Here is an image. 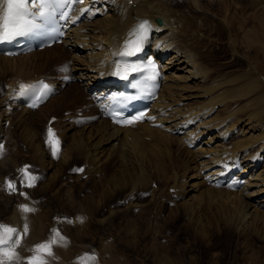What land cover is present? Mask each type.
Segmentation results:
<instances>
[{
    "label": "bare ground",
    "instance_id": "1",
    "mask_svg": "<svg viewBox=\"0 0 264 264\" xmlns=\"http://www.w3.org/2000/svg\"><path fill=\"white\" fill-rule=\"evenodd\" d=\"M173 1L98 0L93 3L92 0H77L75 14H80L84 8L91 10L85 14L81 24L70 25L68 36L63 43L16 57L0 55V87H2L0 178H3L4 173L8 174L9 170H14L21 174L19 184L14 183L16 188L21 190L25 185L20 171L22 168L20 164H15L17 158L15 159L11 152L8 153L11 149L10 143L18 139H21L23 147L30 151L28 157H34L39 165L52 169L53 163H50L52 160H48L49 155L42 145L37 144L31 135L21 136L18 139L15 135L19 133L21 125L26 122L29 115L41 108L50 111L56 103L64 101L72 92L81 91L85 96L79 98L78 102H82L83 119H87L90 126L76 130L77 133L73 132V136L69 137L71 138L69 150L63 151L64 153L58 157L56 168L65 166L73 157V151L78 148L77 157L83 161L86 175L90 173V161H93L92 168L95 169L103 164L100 163L102 161L100 158L105 159L106 156L105 160L112 158V162H118L117 168L121 174L118 175L122 179L127 178L126 176L132 179L131 174L136 172L138 165L135 161L141 155L136 158L134 156L136 151L134 150V154L130 152L136 159L134 160L131 154L125 153L124 149H127L135 136L141 135V132L143 135L146 133L151 136L153 142L157 143L156 151L159 156L165 155L164 145L161 144L166 143V138L170 136L177 149L183 150L184 155L188 157L187 170L191 174L183 179V183L178 184V181L176 183L177 187L186 186L183 193L188 208L194 209L199 205V200L204 202L215 199L220 202L217 204H220L219 211L223 213L221 215L224 218L231 217L232 225L237 231L243 232L254 224L264 233V75L249 66L237 73L227 72L212 76V70L203 59L202 50L205 48L203 29L200 31L199 25L196 27L200 18L193 19L188 13L174 7ZM186 2L188 6H194V11L201 12L202 7L196 0H186ZM158 18L162 19V24L156 23ZM145 21L151 31L147 34L142 48L144 52H149V55H154L161 62L163 85L158 99L152 105L144 122H134L126 127L116 126L103 116L96 99L100 98L98 102L103 104L110 101L111 94H115L116 88L109 82L115 71L116 61L126 42L133 37L131 33ZM230 46L235 53L234 45ZM51 62L56 66V70L49 69L50 72L46 74L44 69ZM68 77L73 78L74 81L66 83ZM39 79L54 84L60 95L52 97L36 110H31L19 101V95L24 86H30ZM78 102L77 107L80 108ZM90 143L94 153H90ZM13 150L15 151L16 147H13ZM171 150L169 149L170 152ZM90 155L94 156L93 160L90 159ZM220 177L229 178L224 187L215 185L216 178ZM135 180L137 181V178ZM140 180L138 178V181ZM5 181L6 185L10 182L8 176ZM112 181L107 180L110 183ZM107 182L106 185H110ZM123 183L126 185V181ZM234 183H239V188L232 189ZM134 185L128 186L134 189ZM23 198L25 199V196ZM24 204L17 199L13 205V212H20L23 215L20 206ZM31 214L36 216L34 211ZM17 215H14L13 225L10 224L21 236V242L16 250L25 242L22 243V235L26 224L24 220L21 221L25 218H18ZM12 218L13 216L9 218L10 221ZM31 229L28 228V232H32ZM26 245L22 246L21 252H25V246L28 247V244ZM20 253H17L19 259L10 263L23 261V255H19ZM166 261L169 263L171 260L159 258L158 264H165Z\"/></svg>",
    "mask_w": 264,
    "mask_h": 264
},
{
    "label": "rangeland",
    "instance_id": "2",
    "mask_svg": "<svg viewBox=\"0 0 264 264\" xmlns=\"http://www.w3.org/2000/svg\"><path fill=\"white\" fill-rule=\"evenodd\" d=\"M185 1L174 0L172 4L195 20L200 18L196 27L199 25L200 31L203 29L205 48L201 50L205 64L212 70V76L237 73L249 66L264 75V0H196L202 7L200 13ZM231 44L234 45L235 53ZM52 62L44 69L46 74L50 72L49 69L56 70ZM84 96L85 93L74 91L64 101L56 103L52 110L41 108L35 111L21 125L20 135H15L17 139L31 135L37 144L42 145L49 155L48 160H52V169L39 165L34 157H28L30 151L23 147L21 139L13 141L14 144L10 143L12 150L9 149L8 153L11 152L17 158L15 164H20L22 169L27 166V172L37 178L33 187L21 185L22 192L16 188L18 195L9 190L5 180L8 176L11 183L16 182L18 185L21 174L9 170L8 174L4 173L3 178H0L3 181L0 182V199L6 197L0 200V224L13 225L14 215L18 214V218L24 217L21 221L24 220L29 229L32 228V232L22 235V243L25 242L16 250L20 253L22 246L28 244L27 248L25 246L27 251L19 254L23 255V261L10 264H26L33 254L34 246L48 241L53 235V229L58 230L65 239L57 237V244L52 246L53 254L45 257L47 264H158L159 258L171 260L165 264H264V233L261 228L252 224L243 232L237 231L232 225V218L221 215L220 204H217L220 202L215 199L204 202L197 199L200 201L197 208H188L183 193L186 186L181 188L176 184L177 181L178 184L183 183V179L191 174L187 170L188 157L183 150L177 149L170 136L166 138V143L161 144L164 145V156L158 155L157 143L153 142V138L142 132L124 149L133 159L141 155L138 161L134 159L138 164L135 171L138 172H134L137 177L131 174L133 181L129 176L122 179L118 175V162H112V158L105 160L106 156L105 159L100 158L103 164L95 169L92 168L93 161H90V175H86L83 161L77 157L78 148L73 149V157L64 168H56L58 157L69 150V137L90 126V122L83 119L82 102H78ZM52 116H57V119L50 124ZM49 126H53L60 140L56 157L52 155L50 146L45 144ZM13 147H16L15 151ZM90 147V153H94L91 143ZM169 149H172L171 152ZM130 152H135V155ZM90 157L94 159V156ZM134 178L141 180L137 182ZM107 180L114 184L111 185ZM123 181H126V185L122 184ZM106 182L110 185L107 186ZM132 184H136L134 189L131 188ZM176 187L181 190H176ZM17 199L26 203L24 205L27 207L34 208L36 216L31 212H24L23 215L13 212Z\"/></svg>",
    "mask_w": 264,
    "mask_h": 264
},
{
    "label": "snow or ice",
    "instance_id": "3",
    "mask_svg": "<svg viewBox=\"0 0 264 264\" xmlns=\"http://www.w3.org/2000/svg\"><path fill=\"white\" fill-rule=\"evenodd\" d=\"M54 3L61 4L62 0H0V41L11 40L38 27L34 22L35 18H47L49 14L48 9ZM33 6L37 8V11H32ZM148 28L147 21L137 26L131 33L135 39L127 41L125 51L122 55L132 56L140 51L143 42L147 38ZM117 75H119V72H117ZM47 87V85L42 86L41 95L47 93ZM141 119H143V114L133 117L132 120H125L123 123L131 124ZM46 144L50 146L52 155L56 157L59 152L60 140L51 126L46 130ZM20 171L22 172V182H26L25 186L33 187L37 178L27 172V166ZM75 171H83V169H75ZM7 186L12 191L16 190L14 183L8 182ZM20 207L25 213L34 211L26 205H21ZM52 232L53 235L48 241L34 246L32 249L33 254L27 259L26 264H47L45 257L53 254L52 246L57 244V237L60 240L65 239L58 230L53 229ZM27 233L28 225L25 224L24 234L26 235ZM20 242L21 236L16 228L10 225L0 224V264H10L11 261L19 259L16 247ZM91 258L94 259V257Z\"/></svg>",
    "mask_w": 264,
    "mask_h": 264
},
{
    "label": "water",
    "instance_id": "4",
    "mask_svg": "<svg viewBox=\"0 0 264 264\" xmlns=\"http://www.w3.org/2000/svg\"><path fill=\"white\" fill-rule=\"evenodd\" d=\"M156 22H157L158 24H162V19L158 18V19L156 20Z\"/></svg>",
    "mask_w": 264,
    "mask_h": 264
}]
</instances>
